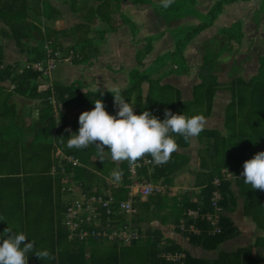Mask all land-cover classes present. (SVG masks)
I'll return each instance as SVG.
<instances>
[{
  "label": "crops",
  "instance_id": "1",
  "mask_svg": "<svg viewBox=\"0 0 264 264\" xmlns=\"http://www.w3.org/2000/svg\"><path fill=\"white\" fill-rule=\"evenodd\" d=\"M217 1L195 0L196 5L193 6V10L202 11L205 15ZM53 4L61 11V18L52 22H46L42 18L40 28L42 31L44 28L56 31L55 35L62 47L61 50H58L62 54L61 57L64 58V56L72 54L77 55V58L63 59L58 62L50 74L38 77L31 83H24L23 88L29 89L26 94L15 91L16 85L8 81L0 83V95H3V100L7 102L0 100V107H2V110L0 109V128H9L6 137V141L9 143L8 151L12 158H17L14 161L17 165L8 169L4 167L2 161L0 163V178L7 177L0 184V194L3 193L4 196L0 214L3 216L12 210L9 214L10 219L4 217L5 222L0 225L1 235L12 231L22 232L26 236L27 232L20 230L19 218L15 210L20 203L23 207L28 203L29 207L34 208L38 202L34 192L38 183L32 179L45 176L42 172L47 168V162L44 160L33 162L32 158L41 148L35 139H37L36 135H40V131L43 129L39 124V117L42 109L40 107H43L45 101L51 99L54 102L52 106H55L59 117L64 115L68 124L73 123L83 112L93 110L97 99L103 101L105 109L110 115H115L117 109L115 108L114 97L109 91L116 87L120 89L124 99H126L125 93L132 91L126 102H132L134 108L136 97L141 96L142 100L145 101L151 86L150 83H153L155 88L157 84L160 87L167 86L173 89L175 94L179 93L182 103H191L193 87L200 83L197 78V71L202 60V47H205L206 43H210L214 37L221 41L222 37H217L220 31L231 29L233 25H239L242 34L241 42L238 44L231 41L227 45L231 51L227 53V56L221 57L227 58L220 60L219 66L215 70L218 87L213 98L211 111L208 114H202L204 116V132H217L226 137L224 109L231 101L230 90L233 86V80L236 78L245 82L251 80L257 75L259 59L264 58V9L261 6L262 0H239L223 5L222 11L213 26L203 31L193 42L188 43L182 51L181 59L180 57L179 59L184 63L181 69L183 70L185 67L183 73L177 72L176 66H170L169 57L175 50L180 29L196 27L201 21L199 16L195 17L189 12L182 15L174 10L181 4H185L183 0H175V3L168 10L162 9L158 0H150L148 4L138 6L131 5L129 2H122L121 14L124 19H117L111 24L112 28L107 23L100 21L97 16L90 15L86 10L73 12L59 2ZM261 9L263 10L260 11ZM169 11H171V17ZM4 27L0 23V32ZM36 43L35 39H22L18 45L14 40L0 37L3 66L20 68L25 60L29 61L24 54L25 51L29 52L26 48L28 46L35 47ZM47 45L44 47L46 51L48 50ZM148 48H150L149 51ZM168 55L166 60L159 63ZM20 63L21 66H17ZM146 75H148L147 79L141 82ZM136 81L139 83L138 90H132L131 86L136 84ZM97 87L98 92L96 91ZM33 89L36 92H33ZM100 91L103 92V96L100 95ZM34 95L39 97H30ZM85 96L91 98L86 100L83 98ZM45 97L47 98L45 99ZM52 106L51 109L53 110ZM199 110L205 112L204 108ZM20 129L22 134H19ZM69 129L70 131H67L59 141L63 144V148L53 141L52 164L48 176L57 177V175H53V169L57 163L56 158L53 157V151L56 149L63 155L77 158L81 167L89 171L83 184L80 179L77 181L79 194L83 192L112 193V190L117 189L121 184L120 164L123 161L111 160L107 148L101 154L95 145H93L94 147L89 145L86 149L78 150V156H75L76 149H68L66 146L68 137L74 134L70 126L67 127V130ZM262 131L264 133V130ZM202 132L198 136L190 138L186 148L177 149L176 152L184 156L182 158L183 166L173 175L171 184L164 186L163 192L158 194L165 201H156L157 205L153 204L152 220H148L144 216V222L138 224L135 221L137 217L143 216L137 199L143 200L144 198L139 195L142 183L137 178L132 180L129 191L132 194L133 209L136 210H133L134 220L131 222L140 234L137 243L142 252L143 264L159 263L147 260L149 253L145 240L148 238V234L152 232L159 233L162 244L177 247L179 253L183 255L179 262H167V264H264V205L255 207L258 200H264V192L261 195V190L250 189L249 185L244 184V178L240 174L232 176L231 170H222L224 179L229 182V193L226 196L228 209H223L221 215L230 227L228 238L217 244L215 248L209 249L204 247L202 242H195L190 236H184L176 229V217L171 214L170 210L174 207L177 208V203L183 198L192 204L198 202L201 187L195 186L196 174L207 173L213 168L212 163L208 162L205 172L200 169L201 156L207 142ZM249 132H243L242 136ZM256 134L257 132H251L249 137L253 139L258 136ZM53 135L55 133L51 136ZM262 135H260L261 139H258L259 142L254 144V151L256 150L258 153L264 152V135ZM3 138L0 135V140ZM236 145L242 144L236 142ZM4 150L6 151V148ZM248 154L249 152L246 153V156ZM180 161L182 160L180 159ZM243 164L236 163V170H243ZM231 165L234 166V163L231 162ZM79 166L75 168L77 169ZM13 170L16 171L12 172ZM45 178L47 177L45 176ZM129 179L131 181V178ZM47 181L49 180L44 179L42 181L46 191L49 189ZM57 184L55 182L52 184L53 206L57 201V193H59L60 198L63 196L61 189L65 182L61 180ZM151 184L158 185L157 183ZM85 187L89 191L86 192ZM8 197L13 198L8 199ZM64 197V202L69 200L67 196ZM47 198L48 194H46ZM20 199L22 202H19ZM46 206L48 209L52 207L48 203ZM35 215V211H32L29 221L34 220ZM49 217L46 215L43 220L45 221ZM55 221L54 219L48 221L50 227L43 233L46 235V243L48 244L51 239H55L53 236L56 230ZM132 244L122 245L107 240L96 243L95 250H92L96 264L99 263V257L101 263L109 264V257L113 252L123 255ZM85 245L86 249L91 250L92 245L89 243ZM62 248L70 249L69 252L76 250V247L70 246L67 242H63ZM89 253L90 251H87V256ZM133 258L129 256L125 259V264H130ZM133 264L142 263L134 261Z\"/></svg>",
  "mask_w": 264,
  "mask_h": 264
},
{
  "label": "trees",
  "instance_id": "2",
  "mask_svg": "<svg viewBox=\"0 0 264 264\" xmlns=\"http://www.w3.org/2000/svg\"><path fill=\"white\" fill-rule=\"evenodd\" d=\"M54 0H0V23L3 24L4 29L0 32V37L9 38L10 40H14L16 44L20 45L22 39H35L36 46L26 48L29 52L25 51V55L28 58L29 62H38L44 61L47 57L48 51L51 53L59 52L61 50V42L56 37V31L51 30L50 28H44L42 31L40 26L42 25L41 19L43 18L46 22H52L59 20L62 16L61 11L57 9V7L51 2ZM61 5H66L71 11L78 12L86 10L92 16H97V18L105 22L112 28L111 20L103 17L101 14L97 13L99 9L102 8L101 5L96 6V1L87 0L86 4H81L82 0H57ZM150 0H122L120 2H129L131 5L138 6L148 4ZM239 0H218L215 5L206 12L204 16H199L200 20L199 24L196 27H190L188 29H180V34L178 35V40L175 45V50L169 57H165L160 60L159 63H162L168 57L170 59V63H179V69L177 72L183 73L185 70L184 63L180 60L181 53L186 47L188 43L193 42L203 31L207 30L211 26H213L215 20L218 15L222 11V7L225 4H229L232 2H236ZM241 1H249V0H241ZM85 2V1H83ZM118 1V3H120ZM185 4H181L177 9L179 14H185L186 12L190 13L193 10V6L195 7V0H183ZM192 6V7H191ZM262 8L264 9V0H262ZM261 9L260 11H262ZM217 37H222V40L216 41L214 38L210 40V43H206L205 47H202V60L201 64L198 67L197 78L200 81L198 85L193 87L192 96L193 100L191 103H182L179 93H174L173 89H170L167 86L160 87L158 84L156 88L153 83H150V87L148 89V94L145 101L142 100L141 96L136 97L134 114H141L143 111H149L153 116H156L160 120H163L164 110L169 109L174 114H184L187 117L208 114L211 111L213 98L215 93L217 92V77L215 75V70L219 66L220 57L224 52H230L231 49L227 47V45L234 41L236 43H240L242 39V34L240 33L239 25L233 26L231 29H224L220 31ZM219 42L220 48L217 51L219 53L214 52V43ZM48 44V45H47ZM78 44V43H77ZM45 45H47L48 50L44 49ZM150 48H148V51ZM69 55V54H68ZM60 56L58 58V62L63 59H68L67 56ZM209 56V57H208ZM180 57V59H179ZM208 57V58H207ZM3 57L0 51V83L9 82L16 85L15 91L19 93H27L29 89H24V83H31L38 78V75L31 71H23V74L19 75L14 72V68L12 66H3ZM148 75L144 76L141 82L147 79ZM138 84H133L131 88L132 90H138ZM33 92H36L34 89ZM231 91V101L224 109V128L227 133L226 137L221 136L217 132H202V134L206 137V147L201 156L200 169L202 172L207 170L208 162H211L213 165L212 170L207 171V173H197L195 186L201 187V192L198 197V202L190 203L186 198L181 199L177 203V208H172L170 210L171 214L176 217L175 225L176 229H178V221L182 217L183 213L189 209H195L197 207H202L203 211H207L210 206V197L215 190L214 179H218L219 185L217 189L221 193V201L219 202L220 207L223 209H228V200L226 196L229 193V182L224 179V175L222 174V170H231L232 176L241 175L243 170H236V163H245L247 160H250L254 157L256 152L255 146L258 139H261L260 135H264V58L259 59V67L257 71V75L253 77L248 82L243 81L240 78H236L233 80V86ZM137 92V91H136ZM139 92V91H138ZM132 91L126 92V101H128ZM30 97H39L37 95ZM47 97H45L46 99ZM86 100L91 98L90 96L83 97ZM106 106L108 104L106 103ZM42 108V109H41ZM204 108L205 112H201L199 109ZM40 117L39 124L43 128L40 131V135H36L35 142L41 148L37 152V154L32 158L33 162H38L40 160H44L47 162L46 169L42 172L45 176L35 177L32 181H37V187L34 192L36 193V198L38 199L37 205L34 208L29 207V204L26 203L25 207L19 204L16 213L19 218L20 230L26 231V238L28 241H31L34 244V248L32 252L28 253V264H96V258L94 256V250L96 243L99 242H89L91 246V250L86 249V245L84 243H71L67 241L66 233L62 228V214L64 212V204L60 203L59 193H57L56 203L53 206L52 204V184L55 182L56 184L62 180V176H57L52 178L48 176L49 169L51 167V149L53 141L57 142L58 146L63 148V144L59 143L62 137L67 132V127L70 126L72 128L73 133H77L79 129L78 119H76L73 123H66V118L64 115H60L61 128L56 132L55 136H51L50 132L55 127L54 119H53V110L49 105L48 101H45L43 107H40ZM191 115V116H188ZM204 117V116H203ZM9 128H0V135L4 138L0 140V163L2 161L4 167L6 169L14 167V161L17 159L12 158L11 154L8 151V142L6 141L7 133ZM257 132L255 138L249 137L251 132ZM243 132H249L245 136H242ZM174 135L178 148H186L189 145V141H185L179 135ZM262 135V136H263ZM248 137V138H247ZM253 141V142H251ZM236 142L242 145H236ZM249 144V145H248ZM259 144V143H258ZM261 144H263L261 142ZM93 146V145H92ZM94 147V146H93ZM6 148V151L4 150ZM260 149V148H259ZM258 149V150H259ZM56 149L53 151V157ZM46 152V154H45ZM249 152L248 156L246 153ZM78 156V150H75V156ZM145 158L151 159L150 155H145ZM184 156L173 152L169 158V160L162 164L160 168L157 167H143L137 172V179L141 183H154L161 186H169L172 181L173 175L178 172L183 166V158ZM142 159V158H141ZM139 159L138 161H141ZM180 159L182 161H180ZM56 166L58 165V159L56 158ZM231 162L234 163V166L231 165ZM113 164V163H111ZM128 161H123L120 164V172H121V184L116 190H112L114 203L112 205L113 213L110 216V219L115 222V227H120L124 220L117 213L118 203L121 201H125L127 199V195L129 193V187L132 182L130 181L128 169L131 165ZM69 167V166H67ZM16 170H13L14 172ZM73 172L74 177L71 179L72 181H78L80 179L81 183L85 181V177L89 171L84 168H75L69 167L66 169V173L70 174ZM14 175V174H11ZM5 178H0L1 182L5 181ZM44 179H48L47 185L49 186L48 191L45 190L42 181ZM31 181V180H30ZM29 181V182H30ZM79 181V182H80ZM58 186V184H57ZM1 190V188H0ZM86 192L89 191L86 187L84 189ZM60 191V190H59ZM57 191V192H59ZM261 191V195H262ZM46 194H48V198L46 199ZM264 195V194H263ZM19 197V196H18ZM13 197H8V199H12ZM4 200L3 193L0 194V209ZM156 201H165L163 197L158 194H152L151 196L145 197L142 199H137L140 209L142 210V215L136 218V222L139 224L144 222V216L147 217L148 220H152V208L153 204H156ZM19 202H22L20 199ZM49 204L50 209L47 208L46 204ZM136 204V203H135ZM181 204V205H179ZM264 205V200H258L255 203V207ZM180 206V207H179ZM11 210V209H9ZM57 210H59L57 212ZM8 211V210H6ZM35 211L34 220L29 221L31 219L30 213ZM12 212L9 211L8 214L1 216L0 214V225L2 222H5L4 217L6 219H10L9 214ZM48 215L50 216L48 219L43 220V218ZM53 218H52V217ZM103 220L105 219L104 212L102 213ZM132 221L134 220V216L132 217ZM55 221V234L54 240L51 239L49 244L46 243V235L43 234L44 230L50 227L48 221ZM190 222L187 221V224ZM28 224V225H27ZM27 226L29 227L27 229ZM195 226L201 231V235L196 237L192 235H187L185 233H181L184 236H187L191 239H194L195 242H202L204 247L206 248H215L217 244L226 240L230 233V227L224 217L221 216V228L222 233L220 235L209 237L206 236L207 226L202 222H197ZM2 233H0L1 235ZM27 242V241H26ZM63 242H67L70 246L76 247V250L63 249ZM132 246L127 250L123 255H118L113 252L109 257V264H125V259L129 256L134 257L130 264H133L134 261L143 264L142 261V252L138 247L137 241L131 242ZM130 243V244H131ZM145 244L147 246V251L149 255L147 256V260L150 262H159L158 264H167V260L162 258L160 255L162 253L165 254H173L179 253L177 247H172L171 245L162 244V238L159 237L158 232H152L148 234V238L145 240ZM93 250V251H92ZM87 251H90L87 256ZM47 252L49 256L47 258H43L42 254ZM37 256H40L37 257ZM99 263H101V258H98Z\"/></svg>",
  "mask_w": 264,
  "mask_h": 264
},
{
  "label": "clouds",
  "instance_id": "3",
  "mask_svg": "<svg viewBox=\"0 0 264 264\" xmlns=\"http://www.w3.org/2000/svg\"><path fill=\"white\" fill-rule=\"evenodd\" d=\"M158 3L162 9L168 10L175 3V0H158ZM46 59L38 62H46ZM25 63L34 62L25 60L24 65ZM21 74H23V71L19 75ZM36 74L38 77H43V75ZM96 91H99L98 87ZM109 92L114 97L115 108L117 109L115 115H110L106 111L103 101L97 99L94 103L93 110L85 111L79 115V129L77 133L68 137L66 144L68 149L83 150L88 148L89 145H95L100 153L103 154L105 152L104 147L107 146V152L113 161L119 162L126 160L132 164L147 154L153 158L154 163L160 165L166 163L171 154L178 149L173 134L179 135L185 141H188L203 131L204 118L201 115L187 117L184 114H174L169 109L164 110L165 118L163 120L153 116L146 110L137 115L134 114V104L132 102H126L118 87L113 88ZM99 93L103 96L102 91ZM49 105L51 104L49 103ZM55 110L53 107L55 127L52 131L56 134L61 128V121L56 111L60 122V128L56 129V120L54 118ZM66 131H70V129ZM53 175L63 177L62 181L65 182L63 188H65L69 187L67 184L72 181L73 173L70 172V174H67L65 172V175L60 173ZM241 176L244 178V184L249 185L250 189L264 191V152L255 154L252 159L247 160L243 164ZM62 189L61 193L64 196L65 193L62 192ZM113 190H116V188ZM84 194L91 195L95 193ZM110 194L113 195V193ZM68 198L70 199V197ZM62 204H65V202ZM132 217L130 218L131 224ZM123 220L125 221L124 218ZM33 248L34 244L28 241L22 232H6L4 235H0V264H28L27 254L32 252ZM42 256L43 258H47L49 254L44 252ZM37 257L40 258V256Z\"/></svg>",
  "mask_w": 264,
  "mask_h": 264
},
{
  "label": "built area",
  "instance_id": "4",
  "mask_svg": "<svg viewBox=\"0 0 264 264\" xmlns=\"http://www.w3.org/2000/svg\"><path fill=\"white\" fill-rule=\"evenodd\" d=\"M60 52L51 53L48 51L46 62L25 63L24 70H31L40 75L46 76L50 74L57 66ZM77 55L69 54V60L76 58ZM51 105L54 102L49 100ZM55 108V106H54ZM54 118L56 120V129L60 128L57 112L55 110ZM54 131L51 132L53 134ZM54 156L58 159V165L53 169V174L60 173L65 175L66 168L79 166V161L73 156L63 155L56 150ZM162 164L154 163L153 158L143 157L141 161H136L128 169L131 180L137 178V172L143 167H157L160 168ZM139 184V183H138ZM219 185L218 179H214V186L210 197V206L207 211H203L202 207L189 209L183 213L182 218L178 224V231L187 235L200 236L201 231L195 226L197 222L206 224V236L214 237L222 233L221 215L222 208L219 205L221 201V193L217 189ZM164 186L153 185L151 183H142L140 185L139 195L143 198L152 194L162 193ZM71 188L65 187L62 189L63 193H70ZM114 197L112 194H80L77 198H70L65 202V209L63 213L62 227L66 233V238L69 242H102L107 240L109 242L118 243L122 245L130 244L140 238L139 232L130 223V218L133 213L132 194L129 192L127 199L118 203L117 213L125 219L120 227H115V222L110 219L113 213L112 205ZM104 212L105 219L103 220L102 213ZM187 221L190 223L187 224ZM168 262L177 263L183 258L182 253L161 254Z\"/></svg>",
  "mask_w": 264,
  "mask_h": 264
},
{
  "label": "rangeland",
  "instance_id": "5",
  "mask_svg": "<svg viewBox=\"0 0 264 264\" xmlns=\"http://www.w3.org/2000/svg\"><path fill=\"white\" fill-rule=\"evenodd\" d=\"M83 1H85V2H83ZM94 1H96V6L97 5H101L102 6V8L97 11V13H99L103 17L111 20V24H113L117 19H124V16L121 14V4H122V2H120V1H122V0H94ZM118 1L120 3H118ZM129 1H133V0H129ZM51 2L52 3H55V2H58V1L57 0H54V1H51ZM0 3H2V2H0ZM86 3H87V0H82V2H81V4H86ZM162 12H164V11H162ZM169 15L171 17V11H169ZM190 15H193L195 17L196 16H204V13L202 11H198L196 9V10H191L190 11ZM214 39L216 41H219L218 38H216V37ZM219 42L214 43V47L215 48L213 50H214L215 53H219L220 52V51H217L220 48ZM227 53L228 52L222 53L221 57L222 56H227ZM226 58L227 57H223L220 60H223V59H226ZM170 64H171L170 65L171 67L172 66H176L177 69H179V67H180L179 66V63H170ZM17 66H21V63L18 64ZM23 66H24V63H23V65L20 68H16L15 67L14 68V73H16V74L22 73V71H24ZM3 98H4V96L3 95H0V100H2V102H6V101L3 100ZM0 109L2 110V107H0ZM19 134H22L21 129H20V133ZM95 148H97V147L95 146ZM106 148H107V146L104 147V149H106ZM93 166H95V165H93ZM79 168H82L81 165L79 166ZM103 168H106V166H103ZM67 185L71 188L72 191H71V194L65 192L64 196H67V197H70V198H77L80 195L79 194V189H78V186H79L78 182L71 181ZM64 196H62L60 198V203L61 202H64V200H65V197ZM133 210H136V209H133ZM58 211L59 210H57V212ZM133 213H134V211H133ZM136 213H138V212H136Z\"/></svg>",
  "mask_w": 264,
  "mask_h": 264
}]
</instances>
